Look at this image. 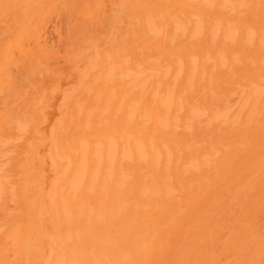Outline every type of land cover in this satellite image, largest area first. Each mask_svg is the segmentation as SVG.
Here are the masks:
<instances>
[{
	"label": "bare ground",
	"instance_id": "6f19581e",
	"mask_svg": "<svg viewBox=\"0 0 264 264\" xmlns=\"http://www.w3.org/2000/svg\"><path fill=\"white\" fill-rule=\"evenodd\" d=\"M0 264H264V0H0Z\"/></svg>",
	"mask_w": 264,
	"mask_h": 264
},
{
	"label": "rangeland",
	"instance_id": "374dc122",
	"mask_svg": "<svg viewBox=\"0 0 264 264\" xmlns=\"http://www.w3.org/2000/svg\"><path fill=\"white\" fill-rule=\"evenodd\" d=\"M57 19H59V21ZM61 24H62L61 17H55V18L53 17V20L51 19V21L48 23L49 26H47L48 28L46 29L47 41L56 47L59 46L61 47L60 41L58 40V34L56 33L57 31H61L60 30L62 28ZM56 28H60V29L56 31Z\"/></svg>",
	"mask_w": 264,
	"mask_h": 264
}]
</instances>
